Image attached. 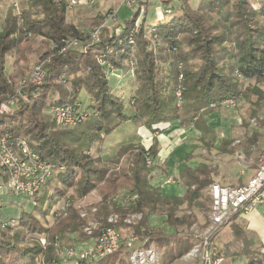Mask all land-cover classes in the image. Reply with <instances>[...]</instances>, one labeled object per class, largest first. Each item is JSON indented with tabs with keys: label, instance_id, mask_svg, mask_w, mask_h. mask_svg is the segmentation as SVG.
<instances>
[{
	"label": "trees",
	"instance_id": "1",
	"mask_svg": "<svg viewBox=\"0 0 264 264\" xmlns=\"http://www.w3.org/2000/svg\"><path fill=\"white\" fill-rule=\"evenodd\" d=\"M136 1L132 15L111 29L102 27L97 39H92L90 33L88 39L82 38L81 30L66 21V0H21L18 13L10 8L0 16V104L14 92L17 80L28 69L33 51L31 41L25 39L28 33L31 39L41 38L36 63L48 59L43 61L46 74L42 84L22 88L27 100L17 97L10 112L0 110V137L25 138L56 167L35 197L32 211L22 210L8 220L0 218L5 223L4 227L0 226V264L57 262L58 237L72 232L84 235L81 228L86 218L80 217L83 208L77 202L99 186L103 189L102 197L86 206L88 211L91 206L96 207L95 216L101 221L99 229L112 225L107 222L112 213L121 218L125 213L139 212L142 220L137 225L127 228L119 218L114 226L120 231L148 237V243H153L161 253L160 264L172 262L193 246L194 240L189 236L149 230L148 219L150 215H159L169 228L189 229L196 221L192 209L209 208L206 190L213 183V171L208 165L181 167L177 180L184 186V193L165 195L160 186L150 182L145 164L147 152L153 159L158 154L155 138L149 149L141 144H124L113 157L91 156L76 146L85 132L56 127L45 110L74 102L82 89L92 100L83 123L91 141L126 121L141 123L154 133L160 129L159 125L187 121L190 114L196 116L192 123L196 129L206 132L205 123L199 118L203 113L198 116L199 110L228 97L236 99L242 85L236 73L242 79L264 80V1L256 9L247 0H198L195 8L187 0H161L164 14L161 19L156 15L154 24H147L146 20L150 2ZM140 8L143 10L136 26ZM221 13L229 21L222 30L211 18L212 14ZM91 20L92 24H99L102 16ZM67 43L69 46L61 52L60 48ZM151 43L161 44L157 53L150 47ZM165 53L170 58L162 72L155 59L158 57L165 64ZM10 54L12 68L6 73ZM128 59L134 61V85L129 97L130 110L126 113L123 101L111 92L107 70L122 69ZM178 60L183 63V104L179 106L175 104L174 94ZM62 80L69 84L68 88ZM255 93L260 96V90L256 89ZM221 143L219 147L226 151L229 142ZM207 146L211 147L212 143ZM60 200L64 206L56 210ZM36 210L41 215L36 216ZM49 215L54 216L49 225L38 218L47 221ZM11 220H16V224ZM234 227L237 234L242 233L235 224ZM97 233L98 230L94 231V236ZM76 264L129 262L121 247L92 263L81 259Z\"/></svg>",
	"mask_w": 264,
	"mask_h": 264
},
{
	"label": "rangeland",
	"instance_id": "2",
	"mask_svg": "<svg viewBox=\"0 0 264 264\" xmlns=\"http://www.w3.org/2000/svg\"><path fill=\"white\" fill-rule=\"evenodd\" d=\"M148 1L150 2V5L148 6L146 14L147 24H154V17L156 15L161 17V15L164 14L161 8L162 2L161 0H154V2L153 0ZM187 1L193 8L197 6L198 0ZM230 1L233 2L235 0ZM247 1L250 2L253 8L258 9L264 0ZM121 2L124 3V5L119 7L116 11L117 6L120 5ZM20 7L21 0H0V16L3 17L5 11L10 8H12L14 12L18 13ZM132 8L133 7H129L124 0H94V3L91 5H76L71 9L67 8L65 19L68 23L74 24L81 30L82 38L88 39L87 34H89L94 27H99L100 32V29L104 26L107 28L117 26V24L124 18L132 15ZM142 10L143 9L140 8L139 15L135 21L136 26L140 20ZM97 14L102 16V20L99 24H92L91 17L93 18L97 16ZM222 14L223 13L211 15L212 21L214 20L219 24L220 30L228 27L229 25V21H226ZM114 16L115 20L112 19ZM150 29L151 28L148 27L147 30L149 31ZM25 39L31 41L33 48L30 57L31 61L26 71L27 74L33 64L37 62L40 52L39 42L41 41V38L34 40L31 39V36H26ZM153 40L156 39H152L151 41ZM157 45L158 44L156 43L150 44L154 53H157V48L161 47V44ZM165 56V60H167V62H164L165 64L158 60V57V59H155L157 66L162 72L168 67L170 54L166 55L165 53ZM179 61L180 60L176 62L177 78L183 67V63ZM12 62L13 55L10 54L7 57L5 69L6 73L11 71ZM125 64L126 65H124L122 69L107 70V74L112 94L119 100L123 101L124 111L127 113L130 110L129 97L132 93L134 85L132 74L134 61L128 59ZM238 77L242 85L234 106L224 107L222 105H216L214 107L208 106L205 110L204 108L199 110L198 116L200 113H203L199 118H201V122H204L207 128V131L203 133L190 125L194 114L187 116L188 122L175 120L159 125L160 129L158 132L154 133L149 132L141 123L126 121L107 135L100 133V139L95 136L96 141L89 140V136L86 135L88 128H86V124H83L86 119L76 126L66 128H74L75 131L83 130L85 135H80L76 146L91 156L99 155L103 158L115 156L119 148L124 144H141L146 149H149L156 135H165L167 137L166 140H169V144L165 146V150H169L171 148V154L165 159H162L161 157L159 158V155L157 154L154 158L153 165L148 168L150 182L153 185L161 186V191L165 195L179 196L184 193L185 188L180 182H178L177 176L178 170L185 165L190 167H196L199 164L208 165L213 171L214 182L227 186H238L245 183L253 173L252 166L255 164L264 145V80L257 81L255 79H242V77ZM21 78L17 80L13 92L16 98L19 96L15 93V90L20 87ZM61 83L68 88L69 84L63 80ZM256 89L260 90V96L255 93ZM20 90L23 93L22 88ZM13 93L9 96H13ZM75 101L80 102L82 109H87L90 112L91 108L89 105L92 100H90L84 90L81 89L78 92L77 99ZM182 104L183 101L179 105ZM14 105L15 103L10 107L9 112L14 108ZM45 112L48 113L47 110H45ZM180 120H182L181 117ZM55 126L62 128V126ZM253 137H255L256 140L253 141ZM222 140L229 142L225 146L226 151H222L221 147H219L220 145L222 146ZM208 143H212V146H207L209 145ZM159 149L160 145L158 143V153ZM167 179H173L174 183L167 184L165 182ZM243 180H245V182L242 183ZM102 195L103 189L99 186L87 197L80 199L77 203L81 208L87 210L88 207L86 206L96 200H99ZM33 204L35 203L28 200L26 197H22L11 192L6 187L4 179L0 174V218L8 220L18 216L19 212L22 210L32 211ZM63 206V200H60L55 209H62ZM192 212L196 221L189 229H186L184 226L177 227L175 229H172L171 227L169 228L165 224L164 218L159 215H150L149 222L154 226L153 230H163L166 233L176 232L178 235L189 236L193 238L195 243L199 239L196 237L202 234L203 227L208 221V209L193 208ZM34 214L36 216L41 215L39 210L34 211ZM89 216L91 215L89 214ZM241 217L242 218L239 220H236V222L244 228L242 229L241 234H237L233 228L232 224L234 222L229 221L221 227L215 236L212 237V242L218 248L221 242L229 241L231 242V247H237L238 244H252L254 245V248H251L250 246V249L253 250L250 251L253 252L252 255H255L256 252L259 253L260 249L264 247V205L255 209L252 213L241 215ZM38 218L47 225L51 224L54 220L53 215L47 216V221L43 220L42 217ZM11 222L12 224H16V220H11ZM122 232L124 231L122 230ZM81 233L84 234L82 228ZM84 239H86L85 234L80 235L79 232L67 233L58 237L57 245H59L60 248L71 247L75 245L77 241ZM160 257L157 264H160ZM69 261L71 260L60 255V257H58V261L53 263L69 264ZM167 264H198V262L196 259L193 260L190 258H183L181 256Z\"/></svg>",
	"mask_w": 264,
	"mask_h": 264
},
{
	"label": "built area",
	"instance_id": "3",
	"mask_svg": "<svg viewBox=\"0 0 264 264\" xmlns=\"http://www.w3.org/2000/svg\"><path fill=\"white\" fill-rule=\"evenodd\" d=\"M135 1L124 0L129 7H133ZM93 3L94 0H66V8L70 9L76 5H91ZM166 12L168 13L169 10ZM161 17L158 18L161 19ZM112 19L115 20V16ZM111 27L108 29H111ZM117 30L119 29L117 28ZM98 34L99 27H94L90 32L92 39H97ZM27 36H30V33ZM68 46V43L62 46L60 51H65ZM43 61L48 62V59L34 63L27 74L21 78L20 87L15 90V93L22 99L27 100V97L21 92V88L42 84L46 74ZM236 75L240 76L238 73ZM182 78L183 74L180 71L174 90L175 104L178 106L183 101ZM14 100H16V97L10 96L0 104V110L8 112L10 107L15 103ZM235 103L236 99L234 97H228L219 103H210L209 106L222 105L229 107L234 106ZM48 113L55 124L62 127L76 126L82 123L88 116V110L82 109L78 101L51 106L48 109ZM195 119L196 116L194 115L190 125H193L192 121ZM153 161L154 159L147 152L146 166L148 168L151 167ZM55 169L54 163L37 153L25 138L12 139L5 136L0 137V173L5 177L7 188L16 195L26 197L28 200L34 202L35 197L41 193L43 186ZM165 182L170 184L174 183V180L167 179ZM207 193L210 197L208 221L203 227L202 234L196 237L199 238L198 241L182 257L196 259L198 264H224L225 257L212 242V237L215 236L222 226L231 221L234 216L248 214L264 205V145L254 164L253 174L245 183L238 186H227L213 182L208 186ZM96 212L97 209L95 206H91L89 211L82 210L80 212V217L86 218V223L82 226V231L86 235V239L76 242L71 247L64 248H60L56 243L55 251L57 258L62 255L67 259H73L75 263L81 259H86L92 263L122 247L126 252V258L129 264L158 263L161 253L153 243H148V237L132 231H119L114 226L120 218L116 213H112L107 217V222L112 225L99 229L101 221L95 216ZM120 219L129 228L130 226L137 225L142 220V214L139 212H128ZM0 226H5V223L1 220ZM148 229H154V226L150 222ZM96 230H98V233L97 236H94V231ZM233 264L244 263L236 262Z\"/></svg>",
	"mask_w": 264,
	"mask_h": 264
},
{
	"label": "crops",
	"instance_id": "4",
	"mask_svg": "<svg viewBox=\"0 0 264 264\" xmlns=\"http://www.w3.org/2000/svg\"><path fill=\"white\" fill-rule=\"evenodd\" d=\"M153 2H154V0H153ZM122 5H124V3L121 2L120 5L117 6L116 11L118 10L119 7H122ZM100 14H102V13H100ZM91 19H92V17H91ZM192 126L196 129V127L194 126V124ZM155 138L157 139V141H158V143L160 145V149H159V153H158L159 156L158 157L159 158L161 157L162 159L163 158L164 159L167 158L171 154V152H172V149L171 148L169 150H167V149L165 150V146H167L169 144V142H168L169 140H166L167 137L165 135H161V136L160 135H156ZM253 167H254V165L252 166V169H253ZM2 177L4 179V176L3 175H2ZM4 182H5V179H4ZM243 182H245V180H243L242 183ZM5 185H6V182H5ZM160 188H161V186H160ZM179 196H181V195H179ZM260 207H262V206H260ZM260 207H258V208H260ZM253 211H251L250 213H252ZM245 215H247V214H245ZM240 218H242V217L241 216H236L231 221L234 222L232 224L233 227H234V224H235L237 227L240 228V230H242L244 228L238 222H236V220H239ZM251 242H252V240H251ZM258 242H259V240H258ZM230 243L231 242L229 241V242H221L219 244V249L221 250L222 255L225 257L224 264H233V263H236V262H241V263H244V264H246V263L248 264L250 261H255V262H259L261 264H264V247H262L260 249V252L259 253L256 252L255 255H252L253 252H251V251H253V250L250 249V246H251V248H254V245H252V244L249 245V244L245 243L244 245L238 244L237 247L236 246L235 247H231L230 246ZM69 260H71V261H69V264H76L73 261V259H69Z\"/></svg>",
	"mask_w": 264,
	"mask_h": 264
}]
</instances>
